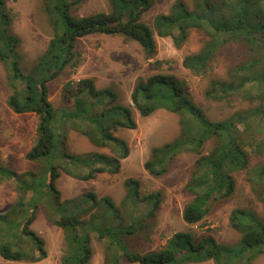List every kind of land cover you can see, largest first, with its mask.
I'll list each match as a JSON object with an SVG mask.
<instances>
[{
    "label": "trees",
    "instance_id": "1",
    "mask_svg": "<svg viewBox=\"0 0 264 264\" xmlns=\"http://www.w3.org/2000/svg\"><path fill=\"white\" fill-rule=\"evenodd\" d=\"M80 1L44 0V9L52 20L51 23L55 25L60 22V26H55V33L47 48L28 72H24L19 65V57L15 51L18 38L9 32L8 26L0 29V60L5 61L11 56L12 76L19 78L24 84L19 90H12L7 102L16 113L34 112L37 115V141L26 152L25 157L43 158L45 162L46 157L57 158L59 138L55 122L58 119L49 99L47 81L56 78L66 65H79L81 52L76 49L79 37L91 33H121L136 40L144 54L152 57L157 48L155 34L160 37L170 36L174 44L179 46L186 40L191 28H198L204 30L208 37L197 52L184 56L183 66L194 74H205L207 63L218 49L227 43L240 44L245 51V58L233 65L228 77L211 78L203 95L209 101L228 104L238 100L248 104V107L243 111L233 112L222 120L212 121L185 94L184 82L174 74L154 73L145 79L138 78L132 88L130 100L139 114L147 116L158 108H165L179 115L180 125L178 137L152 147L143 166L151 175H162L167 170L168 161L178 152L198 151L211 139L213 146L207 151V163L196 159L191 177L185 184L186 189L194 196L184 206L182 218L186 222L195 223L204 216L208 202L218 196H230L234 189L230 172L248 169L250 154L258 156L260 161L250 169L254 175L252 189L264 206V0H233V11L226 9L225 0H195L193 9L187 8L182 0H176L168 13L155 15L153 27L143 22L141 16L153 6L155 0H109V12L76 15L72 12V7ZM1 4L3 7H0V18L5 20L3 0H0ZM63 88L71 92L73 88L76 89V92L71 93L73 98L87 92L95 102L90 105L87 103L86 112L69 109L61 116L69 120H82L84 128L81 132L93 144L121 147L119 158L126 157L129 153L128 145L114 131L118 126L131 129L136 127L130 105L118 104L116 93L109 87L97 88L93 78H82L75 82V86L72 82H67ZM78 104L77 101V106ZM98 105L99 110L96 109ZM246 120L251 127L247 136H243L238 125ZM258 135L261 137L258 138ZM60 152L71 165H65L64 170L77 178L87 179L96 172L118 171L120 168L118 157L108 158V164L95 165L100 157L103 156L102 160L104 159V154L88 153L76 160L66 147L64 150L60 147ZM84 165H87V171L83 173L79 168ZM59 167V164H51L47 170L46 186L53 191L55 202L59 194L55 187ZM0 172L8 175L7 178H13L16 190L21 193L13 211L5 214L0 212V235L8 236L12 227L19 228L13 237L3 236L6 240H0V255L13 261L41 260L47 254L44 241L30 228L35 218V200L44 195L43 184L37 177L38 170L18 172L0 165ZM130 182L128 180L126 184ZM194 187L199 190L195 191ZM28 191H32L33 195L24 200ZM128 195L127 191L126 197ZM160 195L157 192L146 196L154 197L150 216L160 206ZM101 199L108 200V205L112 206L113 202L109 197ZM228 221L240 233V245L237 248L217 241L211 234L195 241L192 232L177 231L168 238L165 248L142 253L125 251V257L140 264H172L179 255L184 257L182 261L201 262L212 259L216 264H251L254 253L264 251V221H259L251 210L240 207L231 210ZM54 222L64 230L69 225L77 227L80 219L77 215L69 214ZM73 239L79 241L83 252L73 257L75 261H65L62 264H87L92 255L90 246L85 244L89 238H80L75 234ZM9 240L13 242L10 243ZM251 247H257V250L247 253Z\"/></svg>",
    "mask_w": 264,
    "mask_h": 264
},
{
    "label": "rangeland",
    "instance_id": "2",
    "mask_svg": "<svg viewBox=\"0 0 264 264\" xmlns=\"http://www.w3.org/2000/svg\"><path fill=\"white\" fill-rule=\"evenodd\" d=\"M174 1L176 0H155L153 6L142 13V21L153 27L155 15L168 13ZM182 1L189 9L195 6V0ZM3 2L5 20L0 18V29L8 26L9 32L18 38L15 51L19 57V65L24 72H28L47 48L55 33V26L59 27L60 22L55 25L51 23L52 20L44 9V0ZM234 5L233 0H225L226 9L233 11ZM110 9L109 0H81L72 7V12L76 15H89L98 11L109 12ZM205 27L209 28L207 24ZM207 37L204 30L191 28L186 40L176 46L170 36L160 37L155 34L157 48L152 57L144 54L136 40L121 33H91L79 37L76 44V49L81 52L79 65H66L56 78L47 81L49 99L58 119L54 122L59 138V151L56 159L43 156L46 157V162L43 158L28 159L24 156L37 141L35 113H16L9 106L8 95L14 88L19 90L24 84L19 78L12 76V57L5 61L0 60V165L18 172L38 170L37 177L43 184L44 195L35 200V218L30 228L43 239L48 257L37 264L75 261L73 257L83 252L79 241L73 239L75 234L80 238H89L85 244L90 246L92 255L87 264H98L102 254L106 258L104 264H140L129 261L124 252L142 253L163 249L168 238L177 231L192 232L195 241L211 234L219 242L230 244L234 248L239 247L240 233L228 221L234 208L251 210L259 221H264V206L252 189L254 175L250 168L260 162L254 154H250L251 163L248 169L230 172L234 185L231 195L218 196L208 202L204 216L195 223L186 222L182 218L184 206L194 196L186 189L185 184L191 177L196 159L207 163V151L213 146V140L206 141L198 151L178 152L168 161L167 170L162 175H151L143 166L152 147L178 137L180 125L179 115L165 108H158L147 116L139 114L130 100L132 88L138 78L145 79L154 73L174 74L184 82L185 94L212 121L222 120L231 113L248 107V104L238 100L228 104L209 101L203 95L211 78L228 77L233 65L245 58V51L240 44L227 43L218 49L207 63L205 74H194L183 66L184 56L197 52ZM91 77H94L97 88H111L117 95L118 104L130 105L132 108L136 127L131 129L118 126L114 131L128 145L129 153L126 157L119 158L121 147L93 144L81 132L84 128L82 120H69L61 116L69 109L86 112L87 103L90 105L95 102L87 92L73 98L71 93L76 92L75 87L72 92L63 88L67 82H72L75 86L78 80ZM96 109L99 110L100 106H96ZM238 127L242 135L247 136L251 125L246 120ZM86 129L91 130L89 127ZM60 147L62 150L66 147L76 160L88 153L104 154V159L102 160L103 156L100 157L95 165L108 164V158L118 157L120 168L118 171L96 172L87 179L74 177L64 170L65 165H71L64 159ZM51 164L60 165L61 173L55 180L59 193L57 202L53 199V191L46 186L47 170ZM79 170L86 172L87 165ZM67 174L74 180L67 178ZM6 176L8 175L0 172V212L3 214L13 211L21 196L15 188L13 178ZM128 180L131 182L126 184ZM194 190L199 189L194 187ZM127 191L129 195L126 197ZM157 192L161 193L160 206L150 216L154 197L146 196ZM32 195L33 192L28 191L24 200L30 199ZM102 197H109L113 202L112 206L108 205V200L101 199ZM26 206L25 204L24 207ZM69 214L77 215L80 219L77 227L69 225L63 230L53 221ZM18 230L19 228L12 227L9 234L13 237ZM10 235L3 234L8 238ZM3 236L0 235V240H6ZM255 250L257 247H251L247 253ZM183 258L179 255L172 264H216L212 259L196 262L182 261ZM4 260L0 255V264H4ZM23 264L29 263L25 261ZM251 264H264V251L254 253Z\"/></svg>",
    "mask_w": 264,
    "mask_h": 264
},
{
    "label": "crops",
    "instance_id": "3",
    "mask_svg": "<svg viewBox=\"0 0 264 264\" xmlns=\"http://www.w3.org/2000/svg\"><path fill=\"white\" fill-rule=\"evenodd\" d=\"M91 78H93L94 79V77H91ZM94 82H95V80H94ZM48 89H49V87H48ZM35 118H36V122H37V115L35 114ZM25 156V155H24ZM23 157V156H22ZM61 173V172H60ZM59 173V174H60ZM67 178H69V179H71V180H74L73 178H72V176H69L68 174H67ZM10 189V188H9ZM11 190V189H10ZM11 192L13 193V191L11 190ZM0 209L2 210V208H1V206H0ZM2 213V212H1ZM53 221H55V219L53 220ZM31 229H33V228H31ZM154 249H152V250H149V251H153ZM154 251H156V250H154ZM47 257H48V255L46 254V257L45 258H43V259H41V260H38V261H29V260H27V262L29 263V264H37V263H39V262H41L42 260H45V259H47ZM5 259V258H4ZM106 258H105V256H103V254H102V256H100V260L102 261V264H104L105 262H106V260H105ZM101 261H98V264H101ZM25 261L24 260H21V261H13V260H8V259H5L4 260V264H23Z\"/></svg>",
    "mask_w": 264,
    "mask_h": 264
}]
</instances>
